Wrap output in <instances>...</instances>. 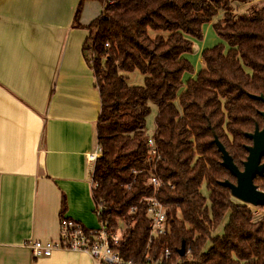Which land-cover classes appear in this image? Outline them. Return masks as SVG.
Listing matches in <instances>:
<instances>
[{
  "label": "trees",
  "instance_id": "1",
  "mask_svg": "<svg viewBox=\"0 0 264 264\" xmlns=\"http://www.w3.org/2000/svg\"><path fill=\"white\" fill-rule=\"evenodd\" d=\"M98 1L101 14L86 28L82 48L100 99L95 138L101 155L92 171V199L103 207L98 221L111 230L122 226L115 247L121 259L264 264V219L255 220L249 205L220 186L235 179L221 165L214 143L217 138L242 170L251 145L246 134L263 127L264 105L254 97H264V7L236 15L232 3L249 0ZM218 11L222 19L212 23ZM211 23L226 48L203 49L204 67L195 71L185 56L193 54V40H202L203 26ZM149 30L167 36L151 37ZM135 70L145 76L143 86H130L122 75ZM151 106L157 193L147 185L153 171L146 134ZM253 183L264 192V175ZM152 197L166 209L168 233L147 246L145 200Z\"/></svg>",
  "mask_w": 264,
  "mask_h": 264
},
{
  "label": "crops",
  "instance_id": "2",
  "mask_svg": "<svg viewBox=\"0 0 264 264\" xmlns=\"http://www.w3.org/2000/svg\"><path fill=\"white\" fill-rule=\"evenodd\" d=\"M80 1L0 0V264H96L29 249L57 240L62 218L99 224L87 156L100 99L82 48L102 4L85 0L75 26Z\"/></svg>",
  "mask_w": 264,
  "mask_h": 264
},
{
  "label": "built area",
  "instance_id": "3",
  "mask_svg": "<svg viewBox=\"0 0 264 264\" xmlns=\"http://www.w3.org/2000/svg\"><path fill=\"white\" fill-rule=\"evenodd\" d=\"M148 162L153 171L148 180L147 185L150 186L155 193L161 187V181L154 175L155 158L157 157V147L153 137L147 138ZM100 149L97 146L95 151L87 156V161L95 164L100 158ZM158 159V158H156ZM92 189L96 184L92 181ZM146 217L149 221V233L147 246L150 245L155 238L163 237L168 233V223L165 207L155 198H147ZM133 210V209H132ZM103 211L101 204H95L94 213L98 216ZM98 227L95 229H86L81 223L71 219L62 218L60 221L59 237L55 241L41 243L38 241L31 242L29 249L33 259L50 257L55 251H70L89 255L96 264H134L133 262H124L115 247L120 242V231L112 232L105 221H98ZM165 259L170 257L168 249L162 251ZM146 264H156L151 259L146 260Z\"/></svg>",
  "mask_w": 264,
  "mask_h": 264
},
{
  "label": "water",
  "instance_id": "4",
  "mask_svg": "<svg viewBox=\"0 0 264 264\" xmlns=\"http://www.w3.org/2000/svg\"><path fill=\"white\" fill-rule=\"evenodd\" d=\"M261 101L264 105V97H254ZM263 119V127H255L253 133L246 134V137L251 141V145L246 146L247 157L242 164V170L238 169L233 163L231 156L227 153L223 145L214 139L217 151L221 156V165L226 169L235 179V183L229 181L220 182V186L229 189L230 195L233 199L240 201L245 205L252 207H264V192L257 189L254 185V179L264 175V110L261 112ZM180 257L185 254L184 242L178 250Z\"/></svg>",
  "mask_w": 264,
  "mask_h": 264
},
{
  "label": "rangeland",
  "instance_id": "5",
  "mask_svg": "<svg viewBox=\"0 0 264 264\" xmlns=\"http://www.w3.org/2000/svg\"><path fill=\"white\" fill-rule=\"evenodd\" d=\"M259 8V7H264V0H249L246 3H242V2H233L232 3V8L233 11L236 15H244L247 14L251 11V8ZM222 11H218V13L214 16L212 23H215L219 20L222 19ZM212 23L207 26L204 25L203 26V39L202 40H193V44H194V52L193 54L190 55H186L185 57L190 60L192 62V64L194 65V69L195 71L198 70L196 65V59L199 57L200 52L203 49L206 48H211L214 47L216 45H224V47L226 48V44L225 42L220 39L215 32L213 31L211 25ZM149 35L151 37H154L156 35H161V36H167V33L164 32H153L151 30H149ZM202 63V68L204 67L203 62ZM122 75H124L127 78V83L130 86H143V82H144V78L145 76L142 75L141 73H139L137 70L130 72V73H122ZM188 78V76L186 75L185 79ZM155 115H156V108L154 106H151V113L150 115L147 117V137H152L153 132L155 130V124H154V119H155ZM236 200V199H234ZM238 201V200H236ZM239 203H241L240 201H238ZM251 208V210L253 211L254 214V219L255 220H260V219H264V207H252L249 206ZM122 226L121 224H119L118 229H116L117 231H120V234L123 233V230L121 231ZM116 230H112V232H116Z\"/></svg>",
  "mask_w": 264,
  "mask_h": 264
}]
</instances>
